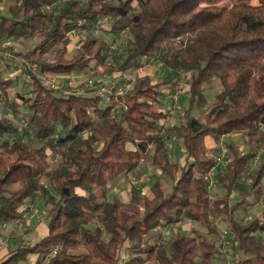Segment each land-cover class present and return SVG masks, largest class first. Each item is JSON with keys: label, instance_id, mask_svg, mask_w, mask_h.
<instances>
[{"label": "trees", "instance_id": "obj_1", "mask_svg": "<svg viewBox=\"0 0 264 264\" xmlns=\"http://www.w3.org/2000/svg\"><path fill=\"white\" fill-rule=\"evenodd\" d=\"M8 13L0 14V40L38 37L24 55L39 75L30 65L24 70L29 90L15 92V102L10 91L16 82L0 69V103L10 111L0 116V221L18 219L21 206L40 197L48 234L18 246L2 264L33 253L35 264H43L56 245L45 264H214L222 258L212 237L215 218L234 232L229 264H264V156L252 166L256 153L264 155V0H15ZM103 18L115 34H132L123 55L107 62L109 44L94 36L69 55L70 32L92 31ZM144 57L162 63V81L144 74L121 92L98 94L81 88L67 93L40 79L96 75L101 68L124 72L142 66ZM179 72L190 75L189 102L184 120L168 125L156 105L163 83ZM214 81L221 87L210 102L206 89ZM29 130L34 140L22 135ZM228 133L242 134L252 148L242 153L226 144L229 158L214 173L226 192L213 198L210 171L217 159L206 154L205 143ZM172 136L183 141V163L171 160ZM142 165L154 166L169 183L157 179L150 194L131 185L127 202L108 200L109 185ZM248 175L249 187L242 181ZM234 191L239 200L231 204ZM248 197L260 201L261 216L243 224L237 212ZM182 219L206 231L177 233L168 241L157 233Z\"/></svg>", "mask_w": 264, "mask_h": 264}, {"label": "rangeland", "instance_id": "obj_2", "mask_svg": "<svg viewBox=\"0 0 264 264\" xmlns=\"http://www.w3.org/2000/svg\"><path fill=\"white\" fill-rule=\"evenodd\" d=\"M15 0H3L0 5V14H9L8 6L13 3ZM111 20L109 18H103L99 24L92 31H82L75 30L70 32L69 37L71 39L70 44L68 45V53L72 55L76 53L78 46L81 44L83 39L87 36L94 37H102L109 44L108 50V60L109 63H115L117 58H120L123 55L124 49L128 47L129 43L133 39L132 34L129 31H122L119 34H115L111 30ZM38 37L31 38H23L20 40H15L12 38L0 40L2 45H8L5 48H17L18 51L24 55L26 50L32 49L38 41ZM54 53L49 52L46 55L47 58L52 59ZM7 60V59H6ZM5 60V58L0 54V62H6L8 65L7 71H4L6 76L12 77L15 80V89L10 91L11 98L17 102L15 99V92H26L29 90L28 84L30 83V77L24 73L26 68H29L27 65H21L19 63L13 62L9 63ZM142 66L139 67H130L126 71H115V72H104L102 68L98 70L96 75H90V73L85 72H73V73H49L48 76L54 81V83L62 89L65 86L64 90L67 92L68 90L74 91L76 89L81 88V92L85 93H93L96 92L101 94L100 88L105 86L110 88L113 91V88L118 90L119 92L129 88L137 76H141L144 74H150L157 81H162L163 74V65L160 61H157L153 58L144 57L142 59ZM37 70L35 69V72ZM39 73L36 72V75ZM181 77L184 78V86L177 93L178 97L175 98L174 93L177 92L176 82ZM175 80L171 83H163L162 91L163 95L161 96V103L156 105L157 109H162L166 112V117L164 122L168 125L171 124H180L184 118V109L188 105L189 96L187 94L189 86H190V75L186 72H179L174 78ZM123 80H126L125 82ZM220 84L218 81H214L210 86L206 89V96L210 102L214 101L215 95L220 90ZM105 94V93H103ZM109 94V93H107ZM22 104L19 106V109L22 111ZM8 109H4L2 107V103H0V116L5 113H9ZM11 117H13L11 115ZM14 118V117H13ZM18 124H25L18 117L14 118ZM26 140L32 139L34 140L33 132L31 130L25 131L22 133ZM183 141L175 136H172L167 139V147L171 156L172 161L184 162V155L186 154L185 147L183 146ZM232 143L234 144L242 153L248 150H251L252 146L248 142L245 136L240 133H228L222 135L219 140L213 139L212 137H207L205 148L206 154L217 159V165L214 168L213 174L210 175V190L213 198H221L226 192V188L224 184H222L216 177L215 172L219 169L224 168L225 161L229 158V150L226 144ZM262 151L256 153L253 157L252 166L255 168L258 164H261L263 161ZM55 159L52 158V162ZM159 179L162 181L164 185L169 183V179L163 175L158 169L151 165H142V167L130 173V175L126 177L119 178L115 183L109 185L108 189V200H112L113 198H118L121 201L127 202L130 198V187L131 185H137L139 190H141L145 194H150L152 184ZM251 178L250 175L244 176L242 181L244 185L249 187V182ZM239 200V193L234 191L231 195V204L235 203ZM247 204L245 207L241 208L237 212V219L246 224L251 221L254 217L261 216L260 208L262 204H260L259 200L254 199L253 197L247 198ZM25 207V218L28 217L31 219L29 225L20 223H13L12 226L17 227L16 231L10 232V235H7L4 239L6 242H11L14 240H21L22 242H26V244H32L33 240L32 236L40 234L41 231L47 227V206L44 204V200L40 197H34L32 199H28ZM34 206L36 208H34ZM23 216V217H24ZM43 217V219L40 217ZM22 217V218H23ZM40 219V221H39ZM215 222L218 231L216 235L212 237L216 240L222 251L221 260H214V264L216 262H221L224 264L230 263V258L232 255L231 249V240L233 239L234 232L228 222L223 218H215L213 219ZM2 222L0 221V231L1 229H5L2 226ZM41 227L39 228V226ZM203 230L206 231L205 227H203L200 223L191 221L189 219H182L181 221L168 226L159 227L157 233L160 234L164 241H168L177 233H186L192 234L193 230ZM18 230L26 231L24 234L27 238L21 239L20 235L17 239L15 233H18ZM227 231V233H226Z\"/></svg>", "mask_w": 264, "mask_h": 264}, {"label": "crops", "instance_id": "obj_3", "mask_svg": "<svg viewBox=\"0 0 264 264\" xmlns=\"http://www.w3.org/2000/svg\"><path fill=\"white\" fill-rule=\"evenodd\" d=\"M5 39H9V37H6ZM5 60H6V58H5ZM6 61L9 62V63H12V60H8L7 59ZM13 62H15V61H13ZM5 63H6L5 61L3 63L0 62V69L3 72L4 71H7V67H8V65H6ZM7 77H9V76H7ZM160 110H162V109H160ZM25 207H26V204L24 203L21 206V208H20V210L22 211L21 212V217H19L18 219H15V220L6 221V222H4L2 224V226L5 227V229L2 228L1 231H0V264H2L9 257H11L12 256V252L18 246H20V245H28V246L33 245V244H35L36 242H38L40 239H42L44 236H46L48 234V226L46 225L47 227H45V229L40 232L39 236L38 235H34V236L31 237V239L33 240V242L30 245L29 244H26V242H24V241L22 242L21 240H14V241H11L9 243L4 240L7 235H10L11 234L10 232H12L14 230L16 231V229H17L18 226L17 227L12 226L13 223H17V224L20 223L21 224V222H22L23 224H26V225H29L30 224L31 221L30 222H27V220H26L27 217L25 218L26 215L24 216ZM34 208H36V207L34 206ZM41 218L43 219L42 216L40 217V219ZM40 219H39V221H40ZM11 222H13V223H11ZM40 227H41V225L39 226V228ZM25 232L24 231H21V230H18V233H16V232H14V233H15V236H17V239H18V237L20 235L22 236L21 239H25V238H27L25 236L26 234H24ZM2 242H6V244L1 245ZM37 259H38V255L37 254H35V253L28 254L24 259H20L17 264H35Z\"/></svg>", "mask_w": 264, "mask_h": 264}, {"label": "built area", "instance_id": "obj_4", "mask_svg": "<svg viewBox=\"0 0 264 264\" xmlns=\"http://www.w3.org/2000/svg\"><path fill=\"white\" fill-rule=\"evenodd\" d=\"M3 0H0V5L2 4ZM2 42V41H1ZM0 42V54L8 59V60H12L15 61L16 63H19L21 65H27L29 67V65L31 66V68L35 71V69H37V66L35 64H30V62L28 61L27 57L23 54H21L17 48H5L8 47V45H2L4 43ZM40 79L42 81L43 84L48 85L52 88H60L59 86H57L54 81L48 76V74L46 75H40ZM184 78L181 77L180 79H178V81L176 82V89L177 92L174 93L175 98L178 97L177 93L180 89L183 88L184 86ZM71 92V90H68L67 93ZM100 92H111L110 88H107L105 86H102L100 89ZM210 174H213V170L210 171ZM27 222H30L31 219L30 218H26ZM227 233V231H226ZM6 244V242H2L1 245ZM60 246L56 245L54 246L43 258V264L47 263L59 250Z\"/></svg>", "mask_w": 264, "mask_h": 264}]
</instances>
